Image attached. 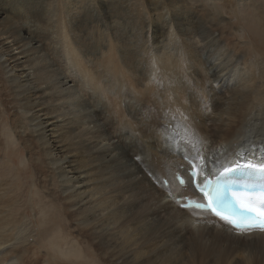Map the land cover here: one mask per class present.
<instances>
[{"label": "bare ground", "instance_id": "bare-ground-1", "mask_svg": "<svg viewBox=\"0 0 264 264\" xmlns=\"http://www.w3.org/2000/svg\"><path fill=\"white\" fill-rule=\"evenodd\" d=\"M206 1L235 16L188 0H149L141 22L120 0H0L40 23L17 29L0 8V109L31 175L26 192L0 164V264H63L89 249L105 264L264 258V232L183 206L203 201L193 163L202 183L243 154L264 158V1L250 41L233 25L244 0ZM7 147L0 138V163Z\"/></svg>", "mask_w": 264, "mask_h": 264}, {"label": "rangeland", "instance_id": "rangeland-1", "mask_svg": "<svg viewBox=\"0 0 264 264\" xmlns=\"http://www.w3.org/2000/svg\"><path fill=\"white\" fill-rule=\"evenodd\" d=\"M188 1H189L190 4L187 5V7L194 6L196 8L206 9V11L210 13V15L215 14V15H217L219 17H227V16L228 17H233V16H235L228 9L221 10L218 13H214V12L219 11V10L215 9L216 6L213 5V3H211L210 1H206V0H188ZM263 1L264 0H244L243 3H240L238 5L239 12L242 11V10H244V12H242L241 18L239 17L238 19L234 20V21H239V22H235V23L233 22V25L236 28L239 29L238 32H242V35H243L242 38L244 40H246V41H250V38H251V33H250L251 31H249L250 30L249 25L251 26V24L249 23V21H247L249 19L251 21L253 20V18L250 16V13L252 12L251 10H253V8H258V5L261 4ZM118 5H122L124 7V10L120 11L122 16L134 17L138 22L147 21V20L151 19V17L153 16V13L151 11L152 9L149 7V0H123V1L120 0V3H117L116 6H118ZM0 8L3 9V10L8 11V16H9L8 20L17 29L23 28L26 25H30L34 29H38L39 26H40L38 12L35 9H33V8H18V9L8 10V9H6L5 4H0ZM105 10H106L105 13L104 12H99V14H97V15H93V14L90 13L88 15V17H87L86 22H88V21L90 22V21L96 19L95 16L98 17V18L103 19L104 16L109 15V11H111V10H112V12H114L113 8H108V9H105ZM187 11H190V10L180 11L179 12V13H181L180 16H182V15L183 16H187V14L185 13ZM137 13H139V14H137ZM104 14H107V15H104ZM249 16H250V18H248ZM204 108L205 109L207 108V104H206V106H204ZM1 111H2V109H0V138H1V140L5 141L6 144L9 143V147H7V151H5L3 153V155H2L4 163L2 162L0 164L6 165V166H8L10 168L11 172L7 171L6 178H8L10 180H13V181L14 180L18 181V182L20 181L19 183L24 184L26 186V192H27L28 183H26L25 181L26 180H28V181L31 180V175L29 174V170L30 169L27 168L28 166H27V163L25 162L24 158L22 160L23 154H21V153H23V152H22L21 149H19L18 142L16 141L14 136L11 135V132L9 130L10 129L9 123H7L8 122V114L5 113L4 111H2V112ZM1 113H2V115H1ZM12 149H15V151L12 152L11 151ZM19 152H20V154H19ZM11 156H12V158H11ZM19 164H21V165L24 164V169H22L21 171L16 173L15 172V168ZM13 174H14V177L16 176L15 178L12 176ZM18 174H20V175H18ZM148 177H150V175H148ZM155 185H156V183H155ZM16 192H17V190H16ZM30 194H31V191H30ZM26 211H27V217L30 218L29 217L30 216V211L28 212V209ZM188 218H190L189 215H188ZM191 229L194 230L193 226H191ZM154 231L156 232V230H154ZM151 233L152 232H150V234ZM186 235H187V237L189 239H192V241H195V238H196L195 235H194L195 238L192 236L193 234L191 235V234L186 233ZM190 236L193 237V238H191ZM71 241H73V239ZM260 244L264 246V242H262ZM87 252H88L87 254L83 253L79 257H78L77 254H75V255L71 254L69 256L70 257L72 256L71 257L72 260H69V261L68 260H62V263L63 264H77V263L72 262V261L76 260L77 258H81V259H83L85 261L84 258H86L85 262H87L88 264H105L98 257V255H96L95 251H92V249H89V250H87ZM174 252H175V250H173L172 253L168 254V256H173ZM181 256L182 255H179V254L175 255L174 258L172 259L173 263H176L178 259L179 260L185 259V257L183 258V256L182 257ZM263 260H264V258L262 256H255V257L247 258V263L248 264H256V263L259 262V264H262ZM239 263L242 264L240 262V260L236 262V264H239ZM82 264H84V263H82ZM194 264H199V263L195 262Z\"/></svg>", "mask_w": 264, "mask_h": 264}, {"label": "snow or ice", "instance_id": "snow-or-ice-1", "mask_svg": "<svg viewBox=\"0 0 264 264\" xmlns=\"http://www.w3.org/2000/svg\"><path fill=\"white\" fill-rule=\"evenodd\" d=\"M185 159H187V157H185ZM240 167V165L224 167L219 173V176H227L232 172L237 171ZM243 167L250 168L254 173H256L258 178L264 177V162H261L259 165H244ZM188 176L190 183L196 182L197 171L194 163L192 165V169L188 171ZM179 182L181 184L185 183L183 179H179ZM248 186L251 187L252 185L250 184ZM197 188L202 193L206 203H194L191 205L193 208L211 210L214 215L218 216L225 223L237 230H240L238 234H244L254 230L264 232V211L254 213L251 206L244 204V198L230 193L233 198V203L236 208L239 209V212H234L231 215H225L219 211V209L231 207V205L226 206L224 204L222 187L218 183L213 184L211 180L205 178L203 179V183L197 185ZM255 198L264 200V193L259 194Z\"/></svg>", "mask_w": 264, "mask_h": 264}]
</instances>
